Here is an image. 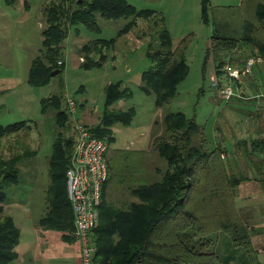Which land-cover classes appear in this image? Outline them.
<instances>
[{"label": "trees", "instance_id": "16d2710c", "mask_svg": "<svg viewBox=\"0 0 264 264\" xmlns=\"http://www.w3.org/2000/svg\"><path fill=\"white\" fill-rule=\"evenodd\" d=\"M16 1L5 0L9 6H14ZM243 10L241 36L224 35L214 26L205 56V71L208 60L212 58L215 75L223 76L225 66L234 59L233 53L243 45L252 46L264 58V0H244ZM44 14L46 25L42 32L41 54L32 61L28 76V84L33 88L50 85L58 77L51 75L57 70L60 74L64 73L66 65L62 45L68 38L69 28L83 25L90 32H101L97 15L108 21H130L117 37L85 44L82 47L84 61L81 69L103 68L109 59L110 49L129 33L139 19H144L150 21L153 35L146 52L151 66L142 73L140 89L147 95H153L155 106L162 108L177 95L179 84L189 73L186 54L192 35L174 47L165 17L155 10H138L128 0H56L45 8ZM202 21L207 26L211 25L207 0H203L202 4ZM132 95L128 89H123L121 81L111 83L105 88V108ZM63 99L64 95L60 94L43 98L40 102L43 115L49 109L56 110L57 130L49 166L51 210L41 223L48 229L66 233L63 237L71 243L74 241V216L67 195L66 173L75 138L69 133L72 123L69 114L62 108ZM134 117V109L106 110L98 126L92 127V130L110 145L114 141L112 128L117 124L129 127ZM164 123L165 135L154 142L157 153L168 165L165 173L159 172L163 174L162 178L157 182H142L131 189L138 202L127 210H116L105 202L104 193L110 178L103 186L100 223L93 233L97 264H225L226 259L219 254L218 248L207 250L212 242L210 236L214 233L226 234L234 248L247 250L252 245L255 228L240 219L231 192L226 189L231 187L233 190L240 181L226 178L225 170L218 162L220 148L193 145V137L199 133V127L194 119H188L182 112L167 113ZM23 125L24 122L0 127V136L12 134ZM248 144L243 143L244 146ZM246 147L251 148L249 156L264 152V138L251 140ZM16 163V158L2 162L0 198H4V187L11 186L18 179ZM203 163L209 167L216 164L218 168L215 166L214 171L222 168V173H219L222 188L202 182L200 169H203ZM19 235L13 220L5 217L0 223V264H10L15 260ZM197 236L199 244L192 241Z\"/></svg>", "mask_w": 264, "mask_h": 264}, {"label": "rangeland", "instance_id": "374dc122", "mask_svg": "<svg viewBox=\"0 0 264 264\" xmlns=\"http://www.w3.org/2000/svg\"><path fill=\"white\" fill-rule=\"evenodd\" d=\"M23 1L17 0V5L7 7L4 0H0V42H3L5 47L2 69L5 74L15 70L18 77L22 75V80L20 78L16 80L19 83L25 81L27 76V73L24 76L22 72L24 60L26 57L39 56L42 48L39 34L38 36L36 34L37 37H33L30 46H21L16 38L20 31L17 21L21 17L20 8ZM31 1L35 2L34 16L36 19L40 16V5L37 3L43 0ZM243 1L207 0L211 20V25L207 26L202 21L203 0H128L138 10L151 9L163 14L174 47H177L182 39L192 35L186 54L189 73L186 79L179 84L177 95L165 107L157 108L155 97L145 94L140 89L139 76L151 66V61L146 57L150 36L153 35L150 21L139 19L137 24L125 35L127 39L123 36L125 38L122 39L127 41L120 40L110 49L109 59L103 68L90 71L80 68L84 61L82 47L85 44L97 39L117 37L119 31L130 21V19L108 21L97 15V21L101 27L100 33L90 32L83 25L69 28L68 38L62 45L64 62L66 59L64 73L60 74L59 72L58 77L46 87H26L22 82L19 90L4 96L6 106L0 108V124L10 125L29 119L33 123H38L44 133L41 155L45 157L51 154L57 133L53 118L56 110L49 109L48 115L43 117L41 99L63 94L62 108L65 109V96L75 98L78 112L73 119L79 122L82 120L81 123L88 127L98 125L106 110L127 111L134 109L135 117L129 127L117 124L112 128L114 141L109 146L106 160L110 168L108 189L113 196L118 189H123L126 186L132 187L130 183L140 185L142 182H157L162 178L163 174L159 172L165 173L168 165L157 153L154 142L157 138L165 135L164 118L167 113H184L188 119H194L199 127V133L193 137V145H201L210 149L219 147L218 162L220 167L224 168L226 178L231 180L236 178L240 181L233 190L231 187L226 188L228 193L231 192L232 201L240 219L243 222L245 219L251 221L250 226L259 225L255 227L251 237L252 245L247 250L234 248L230 238L224 233L212 234L210 236L212 242L208 244L207 250L213 251L218 248L219 254L224 260L226 259L225 264H254L256 262L264 264V152L249 156L251 148L246 147L251 140L264 138V103L253 109L252 106L242 108L241 104L243 103L240 101V96L243 95L245 97L255 94L264 95V78H261V75L258 76L263 81V88L259 91H254L251 94L245 89H239L240 86L246 85L248 90V82L251 81V77H254V66L252 74L244 77L239 87L236 81L231 83L235 94L227 102L219 96L218 89V84L221 87L227 85V79L225 74L223 76L214 75L212 56L206 71L204 70L206 52L215 27L224 35L241 36L245 14ZM43 24L46 25L45 19ZM29 54L31 55L29 56ZM257 56H260L259 53L247 50L245 54L235 56L237 61L233 59L228 64L232 68H244L249 58H258ZM119 81L122 82L123 89H128L133 95L106 109L104 105L105 88L109 84ZM24 88H31L29 95L23 92ZM81 88L82 92H80ZM247 101L251 102L252 100ZM81 103H85L83 108L79 107ZM70 128L69 133L71 132L70 135H73V124ZM16 134L23 138L20 146H25L26 141L28 142L35 136L34 125L33 128L25 127ZM8 137L11 138V135L0 140L2 147ZM244 142L249 144L244 146ZM7 159L1 158L5 161ZM202 166L203 169H200L202 182L209 186L219 185V173H222V168L214 171L215 166L216 169L218 168L216 164L209 167L203 163ZM133 176L138 177L133 178ZM44 178H47L46 174ZM136 178L139 179V182H135ZM43 180L39 186L36 184L38 188L31 197L30 190L35 188L34 181L31 182V180H25L19 186L4 190L8 196L0 219L5 215H15L16 212H19L21 217L32 226L33 221L40 215V209L37 206L44 198ZM218 187L222 188L221 185ZM27 210L31 212L32 216L28 217ZM198 239L199 236L194 237L193 243H197ZM78 244L77 242L69 247V263L72 262L70 256L75 257L78 254L76 250ZM198 249L201 248L198 247ZM228 259L229 262H227Z\"/></svg>", "mask_w": 264, "mask_h": 264}, {"label": "crops", "instance_id": "0c3cea01", "mask_svg": "<svg viewBox=\"0 0 264 264\" xmlns=\"http://www.w3.org/2000/svg\"><path fill=\"white\" fill-rule=\"evenodd\" d=\"M53 1H56V0H47V1L43 0L37 3V5H40L39 7L40 16L36 19L34 16L35 2L31 0L23 1L22 7L20 8L21 17L17 21V24L20 26V28L18 26L17 27L19 28L20 31L18 32V35L16 37L17 40L20 42L21 46H30L32 44V39L34 36H36V34L37 36L38 34L41 36V42H42V39H43L42 32L45 28V25L43 24V21L45 19L44 11H45V8L49 4H51ZM5 5L7 7H14L15 5H17V1L14 6H9L6 4V2H5ZM125 37L127 39V36ZM125 37H121L118 41L123 40L122 38H125ZM4 48H5L4 43L0 42V67H1L0 68V108L6 106V101L4 100V96L8 95L10 92L14 93L17 90H19L20 86L22 85V82H24L26 87H31L28 84V76H29L31 63L36 58L35 56L28 57V58L26 57V59L23 62L22 72L24 76L27 73V76H26L25 81H21L19 83V82H16V80L18 78L22 80V75L18 77L15 70H12L11 73H7V74L3 72L2 63L4 62V57H5ZM247 50L258 54L257 50L254 49L252 46L243 45L240 49L235 50L233 55L241 56L243 53L245 54ZM30 55L31 54H29V56ZM235 56H234V60L237 61L235 59ZM210 61L211 59L208 60V64L210 63ZM65 64H66V59H65ZM212 68H213V72L215 75L216 69H215L214 64ZM253 70H254V77H251V81L248 82L249 83L248 90H247L246 85L240 86L241 84L238 83V87L240 86L239 89H245L247 92H250L251 94L254 91H259L261 88H263V81H261V79H259L258 76L261 75V78H264V58H262V62H259L255 65ZM142 73L139 76L140 81L142 79ZM141 84H142V81H141ZM30 89L31 88H24L23 92L29 95ZM259 98L261 99L259 100ZM249 99L252 101L248 102L247 100ZM262 99H264V95L262 94H255L250 97L248 96L245 97L244 95L240 96V101H242L243 103L241 104L242 108H245L246 106H252L253 109H255L257 105L264 103L263 102L264 100L262 101ZM84 105L85 103L84 104L81 103L79 107L83 108ZM46 115H48V113ZM46 115L42 114L43 117H46ZM53 118L55 120V114L53 115ZM23 122H24V125L22 126L20 130H22L25 127H28L29 129H31L33 128V125H34V131H35V136L30 138L28 142L26 141L25 146H20V143L23 141V138L19 137V135L16 134L20 130L12 134L0 136V140H1V139H4V137L6 136L11 135V138L10 137L7 138L8 140L4 144V147H2V143L0 142V174H2V168H1L2 162L5 161V160H1V158H8L6 161L16 158L17 160L16 170L18 171V174H17L18 179L11 186H5L4 190H8L12 187L19 186L25 180H31V182L34 181V184H35V188L33 190H30V197H31L33 192H35L36 189L38 188L41 180L44 179L43 184H42L44 198L41 204H38L37 206L40 209V215L39 217H37V219L33 221L32 226L29 225V223L24 218L21 217V214L19 212H16L15 215L13 214L5 215L3 218L0 219V222H1L5 217H10L13 220L16 228L19 230V234H20L19 243L15 247L16 258L10 264H81V249H80L79 244H78V247L76 248V250L78 251V254L75 257H72L71 255L70 260L72 262L69 263V247L72 246V244L74 243L76 244L77 241L74 239L73 242L69 243L63 237L64 235H66V233H63L57 230L48 229L45 226H43V224L41 223L42 220L48 216L51 210V204L49 202V189L52 184V179L50 177V172H49L50 167L49 166H50V160L53 154V145H52L51 154L49 156L42 157L41 151H42V146H43L42 144L44 142V133L39 128L40 125L38 123L31 122L30 119L26 121L18 122V123H23ZM14 124H17V123H14ZM10 125H13V124H10ZM10 125L0 124V127L5 128ZM13 138H15V140H13ZM148 165H149V160H148ZM45 174L47 175V178H44ZM135 177L136 176H133V178ZM109 178H110V171H109ZM36 184H38L37 187H36ZM130 184L132 187L126 186L123 189H118L114 192L113 196L111 194V191L108 189V185H107L105 193H104L105 202H107L110 206H112L116 210L129 209L133 203L138 202V199L131 194V189H133L134 187L138 185H135L134 183H133L134 185H132V183ZM32 188H33V183H32ZM67 195H68V186H67ZM7 196H8L7 192L5 191L4 198H0V214H2L4 211V206H5L4 204L7 201ZM68 199H69V196H68ZM71 210H72V207H71ZM27 212L29 213L28 217H30L31 212L29 210H27ZM72 214H73V210H72ZM244 222L247 223V225L252 228L259 226V225H256L255 227L254 225L250 226L249 223L251 221H248L246 219ZM254 224L256 223L254 222ZM25 230H27L28 233L25 232ZM254 264H260V263H254Z\"/></svg>", "mask_w": 264, "mask_h": 264}, {"label": "built area", "instance_id": "2783aa9c", "mask_svg": "<svg viewBox=\"0 0 264 264\" xmlns=\"http://www.w3.org/2000/svg\"><path fill=\"white\" fill-rule=\"evenodd\" d=\"M257 57L249 58L244 68H232L227 63L224 69L227 85L221 87L218 84L219 96L223 100L228 101L234 97L232 82L241 83L244 77L252 74L253 67L262 62V58ZM77 109L75 98L66 95L65 110L72 119L75 138L70 166L66 173L68 196L74 215L72 236L80 245L81 264H97V247L93 233L100 223L99 207L102 203L103 186L109 179L106 155L110 145L107 140L97 137L92 127L73 119Z\"/></svg>", "mask_w": 264, "mask_h": 264}, {"label": "water", "instance_id": "95a60500", "mask_svg": "<svg viewBox=\"0 0 264 264\" xmlns=\"http://www.w3.org/2000/svg\"><path fill=\"white\" fill-rule=\"evenodd\" d=\"M59 70H57L56 72H53L51 75H52V77H55L56 75H58L59 74Z\"/></svg>", "mask_w": 264, "mask_h": 264}]
</instances>
